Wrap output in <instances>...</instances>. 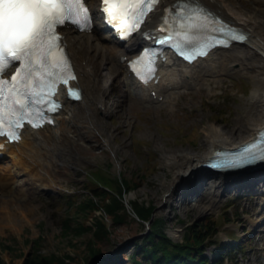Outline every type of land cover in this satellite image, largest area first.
<instances>
[{
    "label": "rangeland",
    "instance_id": "1",
    "mask_svg": "<svg viewBox=\"0 0 264 264\" xmlns=\"http://www.w3.org/2000/svg\"><path fill=\"white\" fill-rule=\"evenodd\" d=\"M235 2L248 11L238 16L240 20L246 18L249 12H255L250 0ZM255 16L264 20V9L262 12H255ZM85 51L79 47L81 55ZM228 52L230 51H220L215 58ZM232 67L237 71L236 63H232ZM235 71L221 73L212 86L202 84L201 90H198V85L175 90V93L181 94L177 104L170 100L161 106H128L124 88L120 86V91L116 89V81L121 78L120 75L117 76L111 83L113 91L105 98V102L108 107L114 105L118 108L115 115L104 119L102 126L106 132L114 131L112 145L117 148L116 156L113 157L107 148L73 151L72 160L66 159L63 164L66 172L61 176L56 189L30 193L24 190L27 187H23L20 192L16 184H11L12 194L4 193L0 196V258L3 262L21 264L33 254V242L38 239L35 251L37 254H55L59 257L70 254L74 256L71 264H89L82 260L87 253V241L91 234L62 235V223L65 216L73 212L71 207L84 198V189L91 187L87 185H91L93 172L96 169H107L112 174L120 173L123 177L131 178L132 183H138V187L127 193L124 199H139L154 204L152 215L162 221V229L174 243L184 239L190 226L194 227L196 224L194 229L198 230L199 227L210 224L206 241L214 240L215 243L204 249V256L208 260L212 258L215 245L221 242L220 238L226 240L222 233L211 238V230L219 232L227 228L228 232L234 231L243 238V244L250 242V245L244 251L243 258L234 256L224 259L222 264H264V234L261 233L264 227H257L262 220V202L240 199L228 204L227 197L220 198L217 205L205 213L198 212L196 203L186 205L183 209L179 201L171 199L165 210L158 204L166 190L159 186L160 181L167 175L166 184H169L173 175L162 163V154L166 151L195 152L201 145L203 127L231 122L242 103L257 87V83L248 75ZM66 147L68 150L69 147ZM9 162V158L0 160V171L9 172ZM17 179L20 180L21 177ZM18 194H22V197H17ZM226 204L229 205L228 208L224 207ZM246 211L252 212L248 215ZM11 212L16 215L12 220L8 217ZM209 219H214L215 222ZM148 225L150 226L139 222L132 214L127 215L121 224L108 222V234L93 243L101 252V264H135L131 259L133 254L136 260L145 264L147 258L144 260L138 250L148 235ZM254 231L260 233L253 234ZM258 237L259 240H256ZM1 245L9 248H2Z\"/></svg>",
    "mask_w": 264,
    "mask_h": 264
},
{
    "label": "bare ground",
    "instance_id": "2",
    "mask_svg": "<svg viewBox=\"0 0 264 264\" xmlns=\"http://www.w3.org/2000/svg\"><path fill=\"white\" fill-rule=\"evenodd\" d=\"M175 1L177 0H163L149 15L146 28L155 29L161 21L164 7ZM192 1L199 2L246 32V47L235 49L234 45L229 48L232 49L229 53L216 58L214 56L218 55L219 50L226 49H215L206 58L192 65L171 66L176 68L164 65L159 73V83H151L143 88L137 86L132 79L127 81L128 71L124 61L142 41L140 38L135 37L127 48H121L113 42L114 46L106 45L97 33L88 35L66 31L64 34L67 50L78 73L77 83L74 85L81 88L82 100L79 103L65 101L62 111L55 116L54 126L24 131L19 143L3 145L1 152L10 159L8 166L11 169L5 173L0 171V196L4 193L12 194L10 185L13 183L18 186L20 192L23 187H27L24 190L30 193L56 189L61 176L66 172L63 164L66 159L72 160L73 151L107 148L113 157L116 156L117 148L112 145L114 131L106 132L102 126L104 119L115 115L118 108L114 105L106 106L105 98L112 90V81L119 74L124 75L126 79L129 92L125 100L127 105L132 107L138 104L161 106L170 100L177 104L181 94L178 95L174 90L194 88L196 85L198 90H201L202 84L212 86L215 78L221 73L235 71L232 63L238 66L235 72H242L257 83L254 92L242 103L237 116L232 118L231 122L203 127L201 145L195 152L166 151L162 154V163L173 172L169 184H166L167 175L160 181L159 186L166 189L158 200L163 210L170 205L171 199L175 201L177 191L179 194L183 184L193 186L194 183L189 182L196 180L197 186L202 176L201 165L215 150L235 148L255 136L264 126V20L255 16V12L263 11L264 0H250L255 12H249L244 20H240L236 15L246 14L248 11L242 9L235 0ZM90 5L94 8V0H90ZM79 47L86 50L83 55L79 53ZM151 90L156 92L155 98L151 96ZM66 146L69 147L68 150ZM17 177L21 179L18 180ZM220 186H223V183H220ZM262 190L264 192V189ZM17 197H22V194ZM220 198L206 188L203 197L188 200L187 204L184 202L181 206L184 209L186 205L196 203L198 212L205 213L215 207ZM259 198L264 200V193H261ZM13 216L16 215L11 212L8 217L12 220Z\"/></svg>",
    "mask_w": 264,
    "mask_h": 264
},
{
    "label": "snow or ice",
    "instance_id": "3",
    "mask_svg": "<svg viewBox=\"0 0 264 264\" xmlns=\"http://www.w3.org/2000/svg\"><path fill=\"white\" fill-rule=\"evenodd\" d=\"M158 0H102L104 7L102 11L106 14L109 24L120 31L125 37L137 29L143 22L147 12L155 6ZM136 7L131 13V24L127 30L121 28L117 21L120 15L129 14L130 7ZM115 5L117 11L111 6ZM88 23L87 9L82 0H0V136H7L9 140H19V129L25 121L26 111L30 110L32 115L28 116L27 122L33 127H39L38 120H46L44 109L38 107L47 103V111H55L59 106L52 100H44L45 95H54L57 83L67 84L74 80L71 65L60 45V36L56 29L66 22L79 24ZM233 40H243V36L232 35ZM227 44V41H218ZM209 47L207 43L201 46L195 55L206 54L204 49ZM59 54L58 56L56 54ZM145 57L133 62L142 65ZM193 59L194 56L185 57ZM18 64L17 70L10 80L4 79L8 69ZM151 65L152 61L149 59ZM154 73V67L149 69ZM139 74V73H138ZM149 76L141 75V79L147 82ZM7 86V87H6ZM45 89H48L45 93ZM69 94L79 98V94L69 88ZM12 100L11 105L6 101ZM18 106V107H17ZM8 109V130H5V109ZM15 118H11V117ZM264 138V133L260 134ZM259 149L257 157L254 150ZM264 159V147L252 144L244 149V155L240 161L247 162L249 159Z\"/></svg>",
    "mask_w": 264,
    "mask_h": 264
},
{
    "label": "trees",
    "instance_id": "4",
    "mask_svg": "<svg viewBox=\"0 0 264 264\" xmlns=\"http://www.w3.org/2000/svg\"><path fill=\"white\" fill-rule=\"evenodd\" d=\"M89 193L72 206L73 212L65 216L62 223V235H82L86 232L91 234L87 241V253L82 260L84 263L92 262L100 256V250L93 243L103 239L109 232L105 216L111 218L114 225L121 224L123 219L129 215L125 205L124 196L134 190L138 185L132 184L131 179L121 175H113L104 170L93 172ZM131 211L142 222L148 221L153 213L154 204L145 203L139 199L129 202ZM99 212V214H97ZM162 221L155 219L151 226L150 234L143 240L140 253L147 258L145 264H211L203 258L202 246L205 241L204 231H208L210 224L199 227L188 228L187 234L182 242L174 243L166 236L161 227ZM2 248L9 246L1 245ZM38 248V239L34 240L32 246L33 254L24 260L22 264H71L74 256L68 254L62 257L51 254L42 256L35 251ZM216 249V254H221V249ZM141 264L140 262H135ZM0 264H5L0 258Z\"/></svg>",
    "mask_w": 264,
    "mask_h": 264
}]
</instances>
